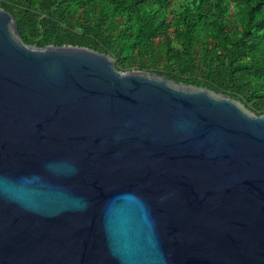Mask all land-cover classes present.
Returning a JSON list of instances; mask_svg holds the SVG:
<instances>
[{
  "label": "water",
  "instance_id": "obj_1",
  "mask_svg": "<svg viewBox=\"0 0 264 264\" xmlns=\"http://www.w3.org/2000/svg\"><path fill=\"white\" fill-rule=\"evenodd\" d=\"M0 264H264V113L0 7Z\"/></svg>",
  "mask_w": 264,
  "mask_h": 264
},
{
  "label": "trees",
  "instance_id": "obj_2",
  "mask_svg": "<svg viewBox=\"0 0 264 264\" xmlns=\"http://www.w3.org/2000/svg\"><path fill=\"white\" fill-rule=\"evenodd\" d=\"M22 40L110 54L264 113V0H0Z\"/></svg>",
  "mask_w": 264,
  "mask_h": 264
}]
</instances>
